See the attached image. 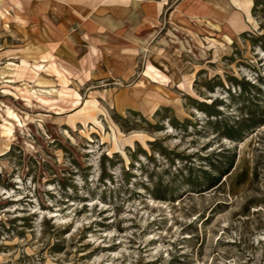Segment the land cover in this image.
Wrapping results in <instances>:
<instances>
[{"label": "rangeland", "instance_id": "obj_1", "mask_svg": "<svg viewBox=\"0 0 264 264\" xmlns=\"http://www.w3.org/2000/svg\"><path fill=\"white\" fill-rule=\"evenodd\" d=\"M0 264H264V0H0Z\"/></svg>", "mask_w": 264, "mask_h": 264}, {"label": "crops", "instance_id": "obj_2", "mask_svg": "<svg viewBox=\"0 0 264 264\" xmlns=\"http://www.w3.org/2000/svg\"><path fill=\"white\" fill-rule=\"evenodd\" d=\"M114 1H116V0H114ZM134 1H139V0H134Z\"/></svg>", "mask_w": 264, "mask_h": 264}]
</instances>
